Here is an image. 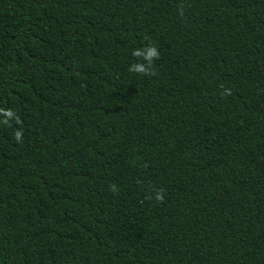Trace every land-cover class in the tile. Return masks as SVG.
Returning a JSON list of instances; mask_svg holds the SVG:
<instances>
[{
  "label": "trees",
  "instance_id": "obj_1",
  "mask_svg": "<svg viewBox=\"0 0 264 264\" xmlns=\"http://www.w3.org/2000/svg\"><path fill=\"white\" fill-rule=\"evenodd\" d=\"M0 264H264V0H0Z\"/></svg>",
  "mask_w": 264,
  "mask_h": 264
},
{
  "label": "clouds",
  "instance_id": "obj_2",
  "mask_svg": "<svg viewBox=\"0 0 264 264\" xmlns=\"http://www.w3.org/2000/svg\"><path fill=\"white\" fill-rule=\"evenodd\" d=\"M152 55H153V56L156 55L155 50H152ZM129 70H130V71H140V72L145 71L144 68H142V67H138V66H136V65L131 66Z\"/></svg>",
  "mask_w": 264,
  "mask_h": 264
}]
</instances>
